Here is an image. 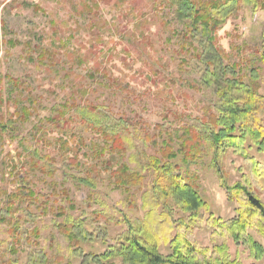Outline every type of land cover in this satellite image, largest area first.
<instances>
[{
    "label": "rangeland",
    "instance_id": "rangeland-1",
    "mask_svg": "<svg viewBox=\"0 0 264 264\" xmlns=\"http://www.w3.org/2000/svg\"><path fill=\"white\" fill-rule=\"evenodd\" d=\"M157 5L158 0H0V74L23 82L21 87L9 91L11 86L4 79L0 86V117L10 119L17 111V104L30 106V118L19 123L20 137L27 139L28 144L34 137L42 140L43 153L56 160H48L55 171L51 175L32 170L30 156L21 158L22 172L34 182L37 194L33 200L38 203L24 204L20 211L29 209L37 216L25 225L30 229L37 227L42 238L38 243H24L19 248L20 264H26L32 254L39 256L44 250L48 264H87L84 262L89 260L88 254L104 253L110 244L120 242V236L128 229L125 216L134 222L145 220V229L158 240L160 251L165 255L171 253L154 218L143 208V199L125 200V194L115 187L104 167L99 168V173L92 170L90 175L89 169L96 159L89 149L91 142L98 139L96 131L77 119L66 126L47 120L57 115L55 107L74 97L75 105L91 102L116 118L121 115L133 121L140 118L151 129L157 124L180 126L187 121L185 115H202L207 95L179 82L181 74L173 57L176 44L166 41L169 31L161 24L163 12ZM263 30L264 6L256 12L243 6L218 30V42L227 53L236 54L234 46L245 47L246 53H250ZM45 49L53 54L41 56ZM260 72L264 93V66ZM69 111L73 112V108ZM8 136L0 140V189L11 192L18 179L11 172L14 164L8 152L20 143ZM73 136L83 141L75 142ZM61 138L72 140L69 148L66 149ZM250 150L263 162V154L255 147ZM131 155L133 150L125 158L135 167ZM213 159V151L205 147L200 158L190 165L189 178L207 200L210 212L230 221L237 215V202L228 197ZM179 164L187 175L181 159ZM222 166L231 183L241 180L242 169L250 173L248 163L233 150L224 155ZM260 180L258 196L264 202V178ZM52 204L63 205L65 212L74 217H83L84 227L94 233V240H80L79 250L75 252L68 247L55 226L63 217H55L53 212L43 213ZM173 214L174 220L186 216L178 208ZM7 226V222L0 223V240L8 237ZM195 229V239L202 246L225 242L222 238L212 239L213 229L206 224ZM249 233L264 248V238L255 229ZM227 243L232 256L239 257L244 264H264V257L261 261L249 258L246 246L232 239ZM2 252L0 249V256ZM12 256L7 252L2 258ZM105 263L129 264L119 259Z\"/></svg>",
    "mask_w": 264,
    "mask_h": 264
},
{
    "label": "trees",
    "instance_id": "trees-1",
    "mask_svg": "<svg viewBox=\"0 0 264 264\" xmlns=\"http://www.w3.org/2000/svg\"><path fill=\"white\" fill-rule=\"evenodd\" d=\"M243 6L256 12L264 6V0H158L157 7L163 12L161 24L169 31L166 41L176 44L173 57L181 74L179 82L207 95L201 116L185 115L187 121L180 126L157 124L151 129L140 118L136 121L126 115L116 118L91 102L75 105L74 97L54 108L56 116L47 118L59 126L69 125L77 119L96 131L98 139L91 142L89 149L96 159L89 169L90 175L92 170L99 173V168L104 167L115 187L125 194V200L143 199V208L154 218L163 241L171 248L169 255L162 253L158 240L147 233L146 221L134 222L125 216L128 229L120 236V242L110 244L104 253L88 254L89 260L84 263L106 264L119 259L129 264H244L239 257L232 256L228 239L246 246L249 258L263 259V245L249 230L255 229L264 238V202L258 196L260 179L264 178V160L261 162L250 153L255 147L264 156V93L260 86L264 30L250 53H246L245 47L234 46L237 52L234 55L225 52L217 35L228 18L236 15ZM44 54L52 55L53 52L45 49L41 56ZM4 79H8L11 86L9 91L23 85L19 79L0 74V86ZM16 107L17 111L10 119L5 120L4 115L0 117V140L9 135L11 141L20 143L8 152L13 159L11 172L17 175V186L11 192L0 189V223L7 222L8 225L5 231L8 237L0 240L3 264H20L19 248L24 243H38L42 238L37 227L30 229L25 225L37 216L29 209L20 211L24 204L38 203L34 202L37 194L34 182L22 172L24 162L21 158L30 156L32 170L51 175L55 171L48 160L56 161L49 153H43L42 140L34 137L29 139L34 143L28 144L27 139L20 137L19 123L30 118L32 113L30 106L17 104ZM73 138L75 142L83 141L76 136ZM61 140L66 149L69 148L72 140ZM205 147H210L214 153L213 165L220 173V182L228 197L237 202V215L230 221L210 212L207 200L189 178L190 165L200 158ZM129 150L134 151L130 157L136 163L135 167L125 158ZM231 150L242 156L250 167V175L242 169L241 180L232 183L222 166L224 155ZM180 159L187 167V175L182 171ZM176 208L186 215L181 220H174ZM46 212L63 217L64 220L57 221L55 226L74 252L79 250L80 240H94V233L84 227V218L65 212L63 205L54 207L52 204L43 213ZM204 224L213 229L212 239L222 238L225 242L213 247L199 244L195 239V228ZM7 252L13 258H2ZM48 262L44 250L39 256L32 254L26 264Z\"/></svg>",
    "mask_w": 264,
    "mask_h": 264
}]
</instances>
